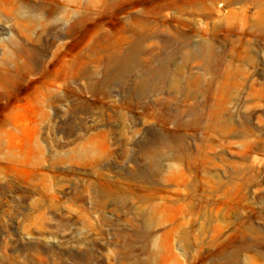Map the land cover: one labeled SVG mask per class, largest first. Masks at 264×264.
Here are the masks:
<instances>
[{
	"label": "rangeland",
	"instance_id": "obj_1",
	"mask_svg": "<svg viewBox=\"0 0 264 264\" xmlns=\"http://www.w3.org/2000/svg\"><path fill=\"white\" fill-rule=\"evenodd\" d=\"M0 264H264V0H0Z\"/></svg>",
	"mask_w": 264,
	"mask_h": 264
}]
</instances>
